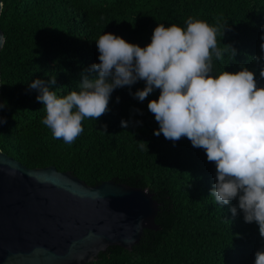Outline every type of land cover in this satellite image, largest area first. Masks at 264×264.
<instances>
[{
    "label": "trees",
    "instance_id": "16d2710c",
    "mask_svg": "<svg viewBox=\"0 0 264 264\" xmlns=\"http://www.w3.org/2000/svg\"><path fill=\"white\" fill-rule=\"evenodd\" d=\"M189 17L210 26L219 21L218 47L236 50L234 57L230 50L221 60L213 57L211 75L247 68L264 88V0H3L0 149L27 167L54 165L89 185L113 179L147 187L158 202V229H144L131 250L110 245L85 264H255V253L264 250L259 225L245 222L239 198L218 205L210 195L216 165L206 151L187 137L173 142L154 135L160 126L148 103L158 100L160 89L143 101L134 93L144 80L113 90L108 111L85 118L83 132L68 144L42 123L45 105L29 88L40 79L58 96L79 91L84 76L98 77L90 69L100 63L101 35L144 48L159 24L186 28Z\"/></svg>",
    "mask_w": 264,
    "mask_h": 264
},
{
    "label": "clouds",
    "instance_id": "9594fccd",
    "mask_svg": "<svg viewBox=\"0 0 264 264\" xmlns=\"http://www.w3.org/2000/svg\"><path fill=\"white\" fill-rule=\"evenodd\" d=\"M185 23L186 28L159 24L144 48L111 33L101 35L96 40L100 63L90 69L98 77L84 76L79 91L58 96L40 79L29 88L40 92L37 100L45 105L42 123L68 144L83 132L85 118L96 120L108 111L113 90L144 80V89L134 93L143 101L154 88L160 89L158 100L148 103L160 126L154 135L163 133L173 142L187 137L193 147L203 148L216 165L210 195L218 205L238 197L245 222H256L264 238V88L257 87L247 68L211 75L213 57L221 60L228 50L234 57L236 50L218 47L219 21L210 26L189 17ZM260 47L264 51V43ZM49 83L55 84V77ZM121 127L127 128L128 122L122 120ZM139 146L145 148L144 143ZM230 211L237 214L236 207ZM255 264H264V250L255 253Z\"/></svg>",
    "mask_w": 264,
    "mask_h": 264
},
{
    "label": "water",
    "instance_id": "95a60500",
    "mask_svg": "<svg viewBox=\"0 0 264 264\" xmlns=\"http://www.w3.org/2000/svg\"><path fill=\"white\" fill-rule=\"evenodd\" d=\"M4 40L0 28V50ZM157 211L147 187L113 179L89 185L0 149V264H85L110 245L131 250L144 229L159 228Z\"/></svg>",
    "mask_w": 264,
    "mask_h": 264
}]
</instances>
